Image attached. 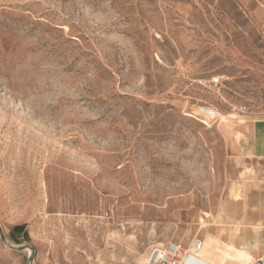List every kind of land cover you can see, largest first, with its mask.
Returning a JSON list of instances; mask_svg holds the SVG:
<instances>
[{
	"label": "rangeland",
	"instance_id": "1",
	"mask_svg": "<svg viewBox=\"0 0 264 264\" xmlns=\"http://www.w3.org/2000/svg\"><path fill=\"white\" fill-rule=\"evenodd\" d=\"M262 117L264 0H0V264H255L211 223Z\"/></svg>",
	"mask_w": 264,
	"mask_h": 264
},
{
	"label": "crops",
	"instance_id": "2",
	"mask_svg": "<svg viewBox=\"0 0 264 264\" xmlns=\"http://www.w3.org/2000/svg\"><path fill=\"white\" fill-rule=\"evenodd\" d=\"M225 139L236 172L222 195L211 233L264 260V117L235 125Z\"/></svg>",
	"mask_w": 264,
	"mask_h": 264
},
{
	"label": "built area",
	"instance_id": "3",
	"mask_svg": "<svg viewBox=\"0 0 264 264\" xmlns=\"http://www.w3.org/2000/svg\"><path fill=\"white\" fill-rule=\"evenodd\" d=\"M199 112L206 118H219V112L211 107H201ZM187 253L188 250L180 244L169 241L161 246L154 247L147 264H184ZM255 264H264V260L257 259Z\"/></svg>",
	"mask_w": 264,
	"mask_h": 264
},
{
	"label": "bare ground",
	"instance_id": "4",
	"mask_svg": "<svg viewBox=\"0 0 264 264\" xmlns=\"http://www.w3.org/2000/svg\"><path fill=\"white\" fill-rule=\"evenodd\" d=\"M242 253H240L241 257L248 256V252H242ZM196 262H199L201 264H209L208 262H206L204 260H201L199 258H196V256H194V254H192V253L191 254H188L187 253V256L185 258L184 264H196ZM199 263H197V264H199Z\"/></svg>",
	"mask_w": 264,
	"mask_h": 264
}]
</instances>
